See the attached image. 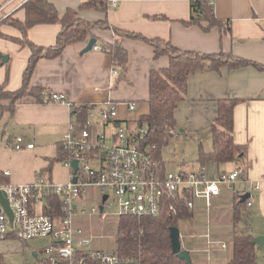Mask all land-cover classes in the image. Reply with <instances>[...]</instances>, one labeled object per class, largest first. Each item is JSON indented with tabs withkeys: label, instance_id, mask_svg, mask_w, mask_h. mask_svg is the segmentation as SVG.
<instances>
[{
	"label": "crops",
	"instance_id": "0c3cea01",
	"mask_svg": "<svg viewBox=\"0 0 264 264\" xmlns=\"http://www.w3.org/2000/svg\"><path fill=\"white\" fill-rule=\"evenodd\" d=\"M8 1L0 0V7ZM50 1L56 5L60 13L69 8H78L82 2V0ZM11 5L0 12V17L14 12L16 17L24 19L25 10L21 7L11 8ZM214 13L224 25L206 29L207 22H202V25L183 23V20H189L193 16L189 0H119L118 5L109 7L106 14L91 8L80 10V16L86 20L98 21L107 17L114 27L138 32L148 38L169 39L185 51L207 54L223 52L264 65V0H215ZM227 21L230 30H227ZM61 27L59 23L36 24L28 29V37L37 45L48 47L56 43ZM0 31L7 36L21 37L17 27L3 21L0 23ZM92 34L97 38V48L82 53L90 39L88 38L84 41L70 42L55 58H41L30 81L32 86L43 88L41 96L38 98L25 95L16 101L14 108L2 112L0 169L10 172L9 182L29 183L35 180L39 172L45 170L48 159L51 158L40 156L38 153L50 147L55 151L54 157L57 155L58 145L68 133L74 110L78 106L91 107L92 115H88L90 111L88 109L87 119L95 135L100 134L98 129L100 127L106 131L108 124L112 125V131L115 123L135 129L139 118L149 113L150 74L153 70L168 68L170 63L168 55L156 57L154 47L148 42L123 37L122 43L129 54L128 79L115 85L112 83V70L115 68L113 58L102 50L100 45L101 42H113L116 39V32L113 28L94 27ZM31 53L29 46L0 36V55H9L6 62L0 58V61H3V64H0V84L6 83L10 90L20 88ZM187 85L186 98L176 109L177 131L180 135L185 134L192 139L181 141L182 146L195 140L200 144V151L197 152L196 166L192 165V162V168L189 170L186 168L187 162L184 161L180 163L179 171H195L202 165L208 166L212 171H224L220 166L202 164L200 152L212 149L211 126L218 116V102L230 97L240 99L234 108V138L247 149L246 176L249 182L236 184L233 189L223 187L221 197L213 200L212 207L226 202L229 199L228 191L232 190L233 207L223 223H229L230 220L236 227L232 214L237 192L245 187L250 189L253 185L260 184V192L254 191L255 202L249 208L247 219L258 228L257 234H253L254 237H258L257 235L264 234V70L253 65L240 68H229L226 65L221 66L220 70H197L190 75ZM53 93L64 94L68 104L51 99ZM110 102L117 105L119 115L114 122H104L99 110ZM129 103H135L136 109L130 110ZM19 136L24 140L23 147L17 150L13 148V143ZM29 143H34V147L28 148ZM164 165L167 170L166 163ZM56 168V171L52 170V167L45 173L59 183L70 180L69 167V174L62 173L60 165ZM199 205L196 202L195 208ZM216 214L220 217L225 216V211L223 208H217ZM194 216L195 214L189 221H193ZM218 219L217 221L221 223ZM215 221L212 212L210 214L207 212L205 228L210 237L217 223ZM187 223L188 221H179L178 227L181 228L185 224L188 229ZM221 224L218 229L222 233L225 228ZM198 237L200 238V235ZM3 240L15 241V238ZM6 249L7 245L0 243V253L5 254ZM231 257L232 253L229 261Z\"/></svg>",
	"mask_w": 264,
	"mask_h": 264
},
{
	"label": "built area",
	"instance_id": "2783aa9c",
	"mask_svg": "<svg viewBox=\"0 0 264 264\" xmlns=\"http://www.w3.org/2000/svg\"><path fill=\"white\" fill-rule=\"evenodd\" d=\"M15 1L18 0H9L3 4L0 12ZM27 1L19 0L15 9ZM108 2L110 7H116L119 0ZM189 2L193 4L197 3V0ZM208 4L214 9L215 0H208ZM8 14L2 15L0 22ZM94 47L97 48V45ZM118 74L119 69L114 68L112 83H116ZM51 99L68 104L66 96L61 93H53ZM129 108L135 110L136 104L129 103ZM89 110L88 115H92L91 107ZM99 113L104 122H114L119 115L118 107L113 102L104 104ZM75 118L74 114L69 131L62 139L64 147L71 153L70 157L63 161L71 170L69 181L59 183L46 173L39 172L32 182L25 184L8 182L0 186V191L8 200L13 215L11 218L0 203V240L15 238L29 242L33 239L49 238L51 243L44 252L51 264H142L133 256L121 255L117 249L105 251L93 248L88 231L76 220L79 214L94 215L93 217L100 214L102 219H106L109 215L108 209L112 206L108 202L111 196H114L119 205L121 217L123 215L155 217L164 212L178 215L184 208L194 212L197 199L206 202L210 214L212 202L221 197L223 187L233 189L236 184L249 182L244 169L237 166L230 172L212 171L206 165H202L197 171H168L162 162L154 158L150 147L145 145L147 127L131 129L115 123L109 136L106 132L95 135L88 119L85 126L78 128ZM174 136H179L178 131L174 132ZM23 140L22 136L17 137L13 148L21 149ZM27 147L33 148L34 143L27 144ZM74 159L78 160L76 173L71 166ZM95 160L101 161L99 168L90 164ZM3 173L6 176L10 175L9 171ZM74 177L76 181L73 180ZM95 187L101 189V201L95 200L98 205L93 206L91 213H88L86 209L80 208L79 204L85 201L87 193L93 191L94 194ZM260 190L261 185L255 184L253 188L245 187L237 194L242 199L243 195L250 193L246 199L250 208L255 202L254 191ZM104 195H108L105 201ZM186 220L189 218L180 221ZM180 234L182 242L181 228ZM205 236L210 239L209 233ZM219 244L222 250L228 248L225 242ZM211 245L212 242L209 240L207 249L209 253L212 252Z\"/></svg>",
	"mask_w": 264,
	"mask_h": 264
},
{
	"label": "trees",
	"instance_id": "16d2710c",
	"mask_svg": "<svg viewBox=\"0 0 264 264\" xmlns=\"http://www.w3.org/2000/svg\"><path fill=\"white\" fill-rule=\"evenodd\" d=\"M108 0H82L78 8H69L60 13L56 5L50 0H28L21 8L25 10V18H13L8 15L6 23L17 27L21 37L4 35L0 36L12 39L20 45L30 47L32 53L23 73L22 86L16 90H10L6 83L0 84V116L8 108H14L16 101L25 95L41 96L42 87L31 85V77L41 58H55L59 56L70 42L84 41L93 37L94 27H104L116 32V39L113 42H101L100 48L108 52L114 62L115 68L119 69L115 85L128 79L129 54L122 43L123 37L141 39L151 44L155 49V56L168 55L170 63L168 68L153 70L150 74V111L142 115L137 121V127H147L145 145L151 149L154 158L162 162V149L169 144L178 129L176 109L178 104L185 100L187 94L188 79L197 70H220L221 66L229 68H240L253 65L264 70V65L235 56L233 54H207L199 51H185L178 48L169 39L155 37L148 38L141 33L122 30L112 26L107 17L98 21H89L80 16V10L91 8L102 13L109 9ZM193 16L189 20H183L185 25L207 22L212 26L224 25L219 20L214 9L209 6L208 0H197L191 4ZM4 18V19H5ZM13 18V19H12ZM1 20V22H5ZM0 22V23H1ZM59 23L61 30L57 35L54 45L44 47L37 45L28 37V29L36 24ZM230 30L229 21L226 22ZM225 24V25H226ZM3 64V61H0ZM240 102L237 98H226L218 102V116L211 126L213 146L209 152L201 151L200 160L202 164L210 163L213 167L233 162L247 173V149L239 144L234 138V108ZM88 105L78 106L74 110L78 128L83 127L87 121ZM70 152L60 142L58 153L50 159L49 165L42 171H50L55 162H63L70 157ZM8 176L0 169V186L8 183ZM56 207H59V199ZM194 212L184 208L178 215H170L164 212L159 216L146 215H123L119 224L117 235V251L121 255L133 256L142 264H187L172 253L170 228L178 226L183 218L193 217ZM232 217L235 223L249 217L247 200L242 201L241 196L236 195V203ZM254 235L249 227L240 232H235L232 246V257L228 264H261L258 258V247L253 243ZM37 254V253H36ZM4 254L0 253V263Z\"/></svg>",
	"mask_w": 264,
	"mask_h": 264
},
{
	"label": "rangeland",
	"instance_id": "374dc122",
	"mask_svg": "<svg viewBox=\"0 0 264 264\" xmlns=\"http://www.w3.org/2000/svg\"><path fill=\"white\" fill-rule=\"evenodd\" d=\"M19 4V0L15 1L11 8H15ZM8 15L12 16L14 19L18 18L14 15V12L9 13ZM7 15V16H8ZM12 18V19H13ZM4 19V18H3ZM2 19V20H3ZM8 19L5 18L4 21ZM6 22V21H5ZM100 130V133L106 132L109 136L110 133L112 134V125L108 124L106 127V131L103 130V128H98ZM182 134V133H181ZM180 135V134H179ZM182 136V137H181ZM192 140L190 137L188 138L185 134H182L180 136H174L168 145L163 147L162 149V158L166 163L167 170L171 172H176L181 169L180 163H183L184 161L187 162V167L189 170H191L192 165H197V152L200 151V144L199 142H188V144L182 146L180 143L181 141H190ZM212 146H213V140H212ZM212 150V149H211ZM210 150V151H211ZM209 152V151H206ZM40 156H45L49 158H53L55 155V151L51 149L50 147L45 149L42 153H38ZM44 157V158H45ZM48 165L50 163V159H48ZM193 162V163H192ZM192 163V165H191ZM93 167L99 168L101 161L95 160L90 163ZM60 165L62 168V173L66 174V172L69 174L70 170L68 167L65 166L63 162H56L53 166L54 171H56V167ZM236 167V164L233 162H228L220 165V168H223L225 171L230 172L232 169ZM60 168V169H61ZM201 166L197 169L199 170ZM195 170V171H197ZM234 187V186H233ZM226 191V190H225ZM110 193L111 190H109ZM232 190L228 191V200L224 202L223 204L217 206L213 205L211 207V212L213 214V217L219 218L220 222L215 224L212 229L213 233L211 234L210 239L206 238L207 229L205 228V224L207 222V205L204 200L197 199V204L199 203V207L195 208V216L193 221H188V229H186V225L183 224L181 227L182 231V244L183 247L190 250L192 263L193 264H228L229 258L232 253V244L234 239L235 232H240L244 228L249 226V229L252 234L256 235L258 232V228L254 225V223H251L249 220L247 222L245 220H241L238 223H236V227L232 223H223L224 218L226 219L228 217V212L232 209ZM102 193L101 189L98 187H95L94 194L93 191H90L85 195V201L83 203H80V208H84L88 211V213H91V209L93 206H97L98 202L101 201ZM95 200L98 201L95 203ZM112 206L108 209V217L106 219H102L99 215L96 217H93L94 215L90 216L87 215H77V222L80 225H83V228L88 231V236L91 237L92 241V247L95 249H101V250H111V249H117V235L119 231V224L121 221V216L119 215V205L117 201L115 200L114 196H111L110 201H108ZM217 208H223L225 211V216L216 214ZM98 214V213H97ZM93 217V218H92ZM91 218V219H87ZM87 219V220H86ZM86 220V221H85ZM190 222V223H189ZM220 224L225 228L223 229L222 234L218 227ZM190 226V228H189ZM236 230H235V229ZM225 230V232H224ZM255 230V231H254ZM256 233V234H255ZM191 234H195L192 236ZM197 234V235H196ZM200 235V238L198 237ZM257 236H264V234L257 235ZM212 242V252L209 253L207 251L208 249V241ZM16 241V242H15ZM7 240V241H0V243H4L7 245V251L4 254L3 261L0 264H51L48 261V255L45 254L44 249L50 245L51 240L49 238H41V239H33L30 240L28 243H23L19 240ZM221 242H225L228 245V249L221 251L220 244ZM35 252L37 254H35ZM258 258L260 260L261 264H264V247L258 248Z\"/></svg>",
	"mask_w": 264,
	"mask_h": 264
},
{
	"label": "water",
	"instance_id": "95a60500",
	"mask_svg": "<svg viewBox=\"0 0 264 264\" xmlns=\"http://www.w3.org/2000/svg\"><path fill=\"white\" fill-rule=\"evenodd\" d=\"M97 44V38L91 37L88 40L87 45L82 50V53L87 52L94 48V46ZM0 58L6 62L9 59V55H0ZM72 168L74 169V172L76 173L78 170V160L74 159L71 163ZM76 181V177L73 179ZM250 196V193H247L242 196V201H245ZM108 195H104L103 200L105 201L107 199ZM0 203L4 206L7 213H9L10 217L12 218V211L9 207V202L5 198L4 193L0 191ZM102 208V206H101ZM170 237H171V243H172V253L175 254L180 259H183L186 261L187 264H193L190 250L182 248V242H181V234H180V228L178 226H172L170 228ZM253 243L259 247H264V236H258L253 239Z\"/></svg>",
	"mask_w": 264,
	"mask_h": 264
}]
</instances>
